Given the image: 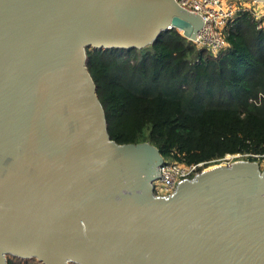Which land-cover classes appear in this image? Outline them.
<instances>
[{
  "label": "water",
  "instance_id": "1",
  "mask_svg": "<svg viewBox=\"0 0 264 264\" xmlns=\"http://www.w3.org/2000/svg\"><path fill=\"white\" fill-rule=\"evenodd\" d=\"M202 23L176 0H0V264H264V169L216 164L156 195L162 156L109 138L86 68V45Z\"/></svg>",
  "mask_w": 264,
  "mask_h": 264
},
{
  "label": "trees",
  "instance_id": "2",
  "mask_svg": "<svg viewBox=\"0 0 264 264\" xmlns=\"http://www.w3.org/2000/svg\"><path fill=\"white\" fill-rule=\"evenodd\" d=\"M226 39L216 56L174 27L141 48H85L109 138L147 141L164 161L204 167L226 154L256 160L264 153V31L241 13Z\"/></svg>",
  "mask_w": 264,
  "mask_h": 264
},
{
  "label": "built area",
  "instance_id": "3",
  "mask_svg": "<svg viewBox=\"0 0 264 264\" xmlns=\"http://www.w3.org/2000/svg\"><path fill=\"white\" fill-rule=\"evenodd\" d=\"M180 6L192 14H198L202 20V26L196 31L195 36L185 37L197 49H205L213 56L229 47L226 39L228 29L234 20L247 13L251 16L256 29L264 31V0H176ZM181 33V32H180ZM248 153L242 154L246 159ZM241 154H226L217 161L235 158ZM264 157L263 154L252 155ZM255 161V160H254ZM231 162V161H230ZM227 162L228 164L230 163ZM204 162L187 164L183 161H163L159 166V175L153 181V191L156 195L166 196L173 192L176 185L192 178L205 167Z\"/></svg>",
  "mask_w": 264,
  "mask_h": 264
},
{
  "label": "rangeland",
  "instance_id": "4",
  "mask_svg": "<svg viewBox=\"0 0 264 264\" xmlns=\"http://www.w3.org/2000/svg\"><path fill=\"white\" fill-rule=\"evenodd\" d=\"M85 48H93L92 45H86ZM236 160H242V157L239 156L238 159ZM232 162V161H235V158H230V159H224V160H220V161H217L215 163H212V164H209L207 165L205 168H204V171L208 168V167H212V166H217L218 164L219 165H223V164H228L227 162ZM254 161V160H253ZM257 162V164L259 165V168L262 170L264 169V157H261V158H258L255 160ZM167 162V161H166ZM217 164V165H216ZM5 258L6 260L7 259H12L13 261L15 262H18L20 264H24V263H30V262H36L38 264H42L41 261H39L37 258L35 257H30V258H21V257H18L16 255H13V254H6L5 255ZM68 264H76V263H73V262H68Z\"/></svg>",
  "mask_w": 264,
  "mask_h": 264
},
{
  "label": "bare ground",
  "instance_id": "5",
  "mask_svg": "<svg viewBox=\"0 0 264 264\" xmlns=\"http://www.w3.org/2000/svg\"><path fill=\"white\" fill-rule=\"evenodd\" d=\"M180 32H182V31L180 30ZM214 167H216V166L208 167L205 171L210 170V169H213ZM203 171H204V169H203ZM205 171H204V172H205ZM68 262H69V261H68ZM68 262H67V263H68Z\"/></svg>",
  "mask_w": 264,
  "mask_h": 264
}]
</instances>
